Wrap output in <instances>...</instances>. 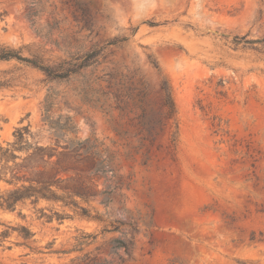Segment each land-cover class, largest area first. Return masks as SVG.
<instances>
[{
	"label": "rangeland",
	"instance_id": "374dc122",
	"mask_svg": "<svg viewBox=\"0 0 264 264\" xmlns=\"http://www.w3.org/2000/svg\"><path fill=\"white\" fill-rule=\"evenodd\" d=\"M38 1L0 0V45L47 65L102 52L65 79L0 61V145L27 124L42 129L45 141L96 140L102 158L111 157L98 182L111 201L80 202L102 222L47 202L0 210V264H70L86 253L118 263L125 257L111 253L110 241L130 238L124 264H264V0H200L199 7L197 0H145L141 14L129 0ZM151 62L171 86L176 148L167 129L153 142L140 139L135 99L123 113L93 104L94 88L130 89L132 97L146 89L155 107ZM45 109L64 130L49 133ZM40 208L73 217L48 222ZM19 226L34 233L30 246L41 253L20 245L16 231L1 237ZM80 232L95 239L81 252L55 253L72 249Z\"/></svg>",
	"mask_w": 264,
	"mask_h": 264
},
{
	"label": "trees",
	"instance_id": "16d2710c",
	"mask_svg": "<svg viewBox=\"0 0 264 264\" xmlns=\"http://www.w3.org/2000/svg\"><path fill=\"white\" fill-rule=\"evenodd\" d=\"M37 2L41 3L38 0ZM31 3L33 2H30V5ZM35 16L36 12L30 7L26 18L31 25H34ZM49 27L52 28L51 25ZM112 44L114 42L108 43V45ZM101 52L102 49H94L78 55L74 58L73 63L62 62L56 65H47L39 56L23 57L20 50L0 45V61L15 59L42 71L52 79H65L96 63ZM65 64L68 66L67 68H64ZM151 65L159 79L157 91L159 101L155 107H152L147 101L146 89L137 91L132 97L130 89L127 93L120 94L94 88L93 104L94 107L103 109L106 113H110L112 110L123 113L127 110V100L135 99L133 105L138 109V113L134 120L140 128L139 134H142L140 139L153 142L156 136L167 129L169 144L176 148L178 126L171 86L157 63L151 62ZM48 112L49 109H45L43 120L49 125V133L55 132L57 129L64 130L58 123L51 122ZM42 131V129L32 131L31 126L27 124L15 128L12 134L13 139L5 142L4 146L0 145V183L3 184L0 189V210L14 212L27 203L36 207L40 202H47L57 204L63 209H71L74 213L73 216L102 222L98 212L94 211L95 215H91V210L81 206L80 202L88 205L91 201L100 199V204L106 206L111 201V191L106 186L102 189L98 188L99 180L111 171L108 167L111 157L102 158L96 140L91 145L86 141L75 143L66 141L61 144L57 136L54 142L45 141ZM38 212L48 222L53 218L62 221L73 217L66 214L64 210L59 213L52 209L50 215L44 212V208L38 209ZM10 231H16L17 236L22 239L20 245L30 251L41 253L37 248L30 246L34 233L27 226H19L16 230L8 227L1 232V237H7ZM74 239L75 245L72 249L55 253L65 255L71 252H81L85 246L90 244V240L95 239V236L80 232V235ZM110 242H116L110 249L111 253L122 250L125 259L131 257L132 238L111 240ZM125 259L119 257V262L114 263L106 258L90 257L86 253L81 258L70 259V264H124Z\"/></svg>",
	"mask_w": 264,
	"mask_h": 264
},
{
	"label": "bare ground",
	"instance_id": "6f19581e",
	"mask_svg": "<svg viewBox=\"0 0 264 264\" xmlns=\"http://www.w3.org/2000/svg\"><path fill=\"white\" fill-rule=\"evenodd\" d=\"M138 2H136L135 3V1H133V0H129V2H130V4H131V7H132V12L134 11V12H136V13H140L141 14V12H143L142 10H144L143 9V1H145V0H137ZM146 1H148V0H146ZM145 1V2H146ZM151 1V0H150ZM156 1V0H155ZM151 2H153V1H151ZM197 4H198V7L200 6V0H197ZM130 6V5H129ZM130 10H131V8H130ZM145 12V11H144Z\"/></svg>",
	"mask_w": 264,
	"mask_h": 264
}]
</instances>
